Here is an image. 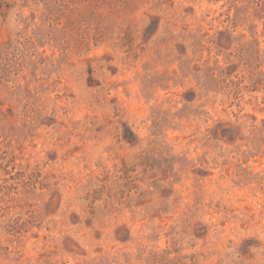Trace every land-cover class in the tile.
<instances>
[{
    "label": "rangeland",
    "instance_id": "obj_1",
    "mask_svg": "<svg viewBox=\"0 0 264 264\" xmlns=\"http://www.w3.org/2000/svg\"><path fill=\"white\" fill-rule=\"evenodd\" d=\"M0 264H264V0H0Z\"/></svg>",
    "mask_w": 264,
    "mask_h": 264
}]
</instances>
